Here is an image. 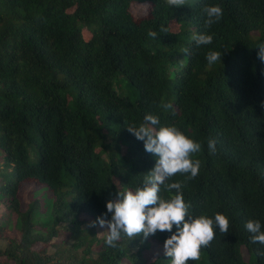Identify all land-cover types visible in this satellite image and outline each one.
I'll use <instances>...</instances> for the list:
<instances>
[{"label":"trees","instance_id":"obj_1","mask_svg":"<svg viewBox=\"0 0 264 264\" xmlns=\"http://www.w3.org/2000/svg\"><path fill=\"white\" fill-rule=\"evenodd\" d=\"M213 5L223 15L206 26ZM201 34L213 42L197 46ZM262 44L264 0H0V264H171L172 233L122 235L113 248L89 227L154 168L127 130L149 114L202 146L190 155L199 174L167 181L183 183L192 217L229 220L187 264H264V245L237 233L249 220L264 231ZM210 51L222 61L210 65Z\"/></svg>","mask_w":264,"mask_h":264},{"label":"clouds","instance_id":"obj_2","mask_svg":"<svg viewBox=\"0 0 264 264\" xmlns=\"http://www.w3.org/2000/svg\"><path fill=\"white\" fill-rule=\"evenodd\" d=\"M167 3L180 7L185 5L186 0H167ZM202 11L207 17L206 26L218 22L223 15V9L219 5L205 6ZM160 31L167 33L168 29L162 26ZM148 35L157 37L155 31H149ZM193 40L197 46L209 45L213 42V35L201 34L193 36ZM258 48V58L264 62V44ZM183 52L189 54L187 48ZM206 60L210 65L214 64L222 61V54L210 51ZM162 107L167 110L173 105L165 103ZM159 123L158 116L149 114L139 126L127 127L136 139L144 142L145 151L155 155L156 164L145 176L142 187L136 188L135 191L117 193L116 199L107 201V212L90 222L89 227H106L105 243L113 248L117 246V241L122 235L132 240L141 235L147 239L158 231L172 233L164 242V255L171 259V264H187L188 261L200 260L201 248L209 247L215 238L214 229L218 228L219 232L225 235L228 233L229 220L221 213H216L214 219L206 215L193 218L190 214L191 205L185 202L182 193L183 183H167L177 173L186 176L188 180L199 174L200 161H193L190 155L198 153L202 146L186 137L175 126L160 127L156 130L154 126ZM215 146L216 140L209 138L210 154L215 153ZM162 189L169 193L175 190V195L165 199L159 195ZM108 214L110 219L105 218ZM245 227L247 231L243 228L237 229L241 240L247 242L252 235L253 243L264 245V231L261 230L260 221L249 220Z\"/></svg>","mask_w":264,"mask_h":264},{"label":"rangeland","instance_id":"obj_3","mask_svg":"<svg viewBox=\"0 0 264 264\" xmlns=\"http://www.w3.org/2000/svg\"><path fill=\"white\" fill-rule=\"evenodd\" d=\"M145 9L146 7H144L143 5H136L132 8V12L136 15V17H141V16H144L145 15ZM172 26L174 28H177L178 26L176 24H172ZM90 39V35L89 33H85V40H89ZM29 192H25L24 195H23V199L28 203V199H29V196H28ZM0 216H1V211H0ZM105 231V232H104ZM99 233L104 236L105 233H106V227L105 228H100L99 227ZM4 244L0 243V248H4L3 247ZM156 254H158L159 252L158 251H155ZM149 257H154V255H149Z\"/></svg>","mask_w":264,"mask_h":264}]
</instances>
